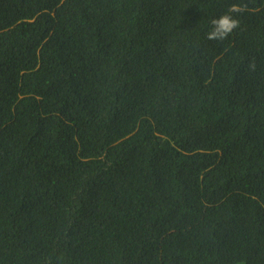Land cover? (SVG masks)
Masks as SVG:
<instances>
[{
  "label": "trees",
  "instance_id": "trees-1",
  "mask_svg": "<svg viewBox=\"0 0 264 264\" xmlns=\"http://www.w3.org/2000/svg\"><path fill=\"white\" fill-rule=\"evenodd\" d=\"M0 264H264V0H0Z\"/></svg>",
  "mask_w": 264,
  "mask_h": 264
},
{
  "label": "clouds",
  "instance_id": "clouds-1",
  "mask_svg": "<svg viewBox=\"0 0 264 264\" xmlns=\"http://www.w3.org/2000/svg\"><path fill=\"white\" fill-rule=\"evenodd\" d=\"M234 11H237L235 5L232 6L229 13L223 14L210 21L211 30L206 36L208 40H223L227 38L233 30L239 27V21L231 15V12Z\"/></svg>",
  "mask_w": 264,
  "mask_h": 264
}]
</instances>
